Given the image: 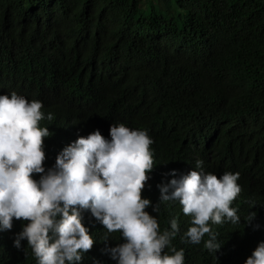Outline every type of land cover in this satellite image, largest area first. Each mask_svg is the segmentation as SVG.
<instances>
[{"label":"trees","instance_id":"obj_1","mask_svg":"<svg viewBox=\"0 0 264 264\" xmlns=\"http://www.w3.org/2000/svg\"><path fill=\"white\" fill-rule=\"evenodd\" d=\"M13 91L52 116L39 122L50 132L45 169L93 130L109 139L111 124L147 131L153 168L142 196L158 211L145 210L160 231L177 220L171 246L185 264H243L264 240V0H0V94ZM197 160L205 172L239 174L230 206L240 223L211 225L215 254L207 234L182 238L191 217L179 201L159 200L170 170L187 173ZM81 214L94 244L79 264H116L103 250L119 232ZM25 223L0 232V264H36L26 241L12 244Z\"/></svg>","mask_w":264,"mask_h":264},{"label":"clouds","instance_id":"obj_2","mask_svg":"<svg viewBox=\"0 0 264 264\" xmlns=\"http://www.w3.org/2000/svg\"><path fill=\"white\" fill-rule=\"evenodd\" d=\"M41 108V101L14 91L0 94V232L11 230L14 219L27 221L13 234L15 248L26 241L36 264H79L94 244L82 222L81 212L88 210L107 233L119 232L121 242L103 250L116 264H185L184 250L171 246L179 231L177 220L160 231L156 216L145 210L151 204L158 211L157 204L142 196L153 168L147 131L111 124L109 139L93 130L64 146L54 165L45 169L44 138L50 132L39 122L52 116L45 117ZM202 163L197 160L195 169L178 176L170 170L172 178L157 187L160 201H179L191 217L182 238L199 244L207 234L204 247L215 254L221 244L211 225L240 223L230 205L241 187L238 173L217 176L205 172ZM243 264H264V240Z\"/></svg>","mask_w":264,"mask_h":264},{"label":"bare ground","instance_id":"obj_3","mask_svg":"<svg viewBox=\"0 0 264 264\" xmlns=\"http://www.w3.org/2000/svg\"><path fill=\"white\" fill-rule=\"evenodd\" d=\"M206 237V236H205Z\"/></svg>","mask_w":264,"mask_h":264}]
</instances>
